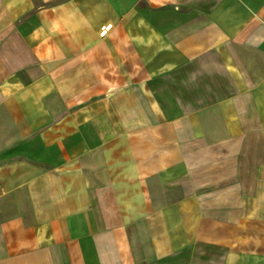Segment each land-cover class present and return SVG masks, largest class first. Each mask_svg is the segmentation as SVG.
I'll use <instances>...</instances> for the list:
<instances>
[{
	"label": "crops",
	"instance_id": "obj_1",
	"mask_svg": "<svg viewBox=\"0 0 264 264\" xmlns=\"http://www.w3.org/2000/svg\"><path fill=\"white\" fill-rule=\"evenodd\" d=\"M0 264H264V0H0Z\"/></svg>",
	"mask_w": 264,
	"mask_h": 264
}]
</instances>
